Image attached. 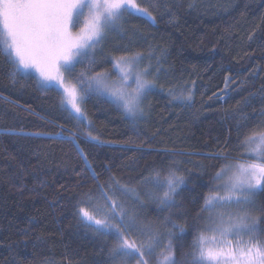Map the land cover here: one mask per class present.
Here are the masks:
<instances>
[{"label": "trees", "instance_id": "1", "mask_svg": "<svg viewBox=\"0 0 264 264\" xmlns=\"http://www.w3.org/2000/svg\"><path fill=\"white\" fill-rule=\"evenodd\" d=\"M148 3L156 23L126 16L125 31L110 33L100 46L108 59L97 67L111 68L108 54L123 55L125 46L129 53H144L141 67L151 64L157 87L135 120L103 97L89 96L85 128L60 106V94L41 89L32 78L13 80L0 44V264H111V240L73 215L75 193L93 185L88 165L101 181L114 175L138 186L141 176L173 162L188 178L177 197L181 207L172 210L186 215L190 225L173 238L174 245L183 243L176 250L179 260L204 225L191 218L204 197L214 194L209 189L220 180L212 177L222 165L244 158L240 141L264 120L255 116L238 138L241 112L258 110L264 98V0H147L143 6ZM81 68L78 64L76 71ZM189 89L191 101L169 95ZM58 132L75 135V143ZM225 148L227 159L209 158ZM262 205L264 192H258L255 206ZM145 214L155 219L164 213L146 201ZM161 233L152 264L169 239Z\"/></svg>", "mask_w": 264, "mask_h": 264}, {"label": "snow or ice", "instance_id": "2", "mask_svg": "<svg viewBox=\"0 0 264 264\" xmlns=\"http://www.w3.org/2000/svg\"><path fill=\"white\" fill-rule=\"evenodd\" d=\"M144 3L147 0H0V26L5 33L3 54L10 65L11 78H32L41 89L60 94V106L70 109L73 118L85 128L89 125L83 104L89 96L103 97L129 116H143L144 101L157 87L156 76L147 78L151 64L140 67L144 53H129L125 46L123 55L108 54L111 68L97 67L108 59L101 56L100 46L110 33L120 35L125 31L126 16L156 23L149 11L152 5L145 7ZM81 17L85 18L84 26L73 32ZM97 56H101L100 61ZM78 64L82 66L79 72ZM159 71L157 68V74ZM169 95L174 100L192 99L190 89L179 95L169 90ZM244 104L251 106V100L245 99ZM261 105L258 110L252 108L251 113L241 112L236 121L238 138L255 116L264 117V98ZM86 135L97 139L91 132ZM56 136L75 143V135L64 137L58 132ZM240 146L252 162L224 164L216 171L213 180H221L229 171L231 175L223 184L210 188L214 194L206 195L195 211L193 223L203 220L204 225L193 237L190 251L181 252L179 260L176 250L183 248V243L178 240L174 245L173 238L182 236L190 225L186 215L172 211L181 207L177 197L188 185L187 176L175 162L153 168L148 176L140 177L138 186L121 183L114 175L101 181L88 165L93 185L75 193L73 215L94 234L111 240L107 247L111 264H152L161 243V229L169 239L156 264H264V205L255 206L256 194L264 192V120L240 141ZM79 152L83 156V150ZM209 158L227 159L226 148ZM84 160L87 163L86 156ZM146 201L154 202L163 216L149 219ZM203 213H208L207 217ZM182 218L184 222L180 223ZM21 234L27 235L23 230Z\"/></svg>", "mask_w": 264, "mask_h": 264}, {"label": "rangeland", "instance_id": "3", "mask_svg": "<svg viewBox=\"0 0 264 264\" xmlns=\"http://www.w3.org/2000/svg\"><path fill=\"white\" fill-rule=\"evenodd\" d=\"M84 20H85V18H84V17H81V19H80V23H79L75 28L72 29L73 32H78V31L80 30V28H82V27L84 26ZM4 39H5V33H4V30H3L2 26H0V44H1L2 49H3V40H4ZM140 67H141V64H140ZM141 68H142V67H141ZM111 78L114 79L115 76H114V77H111ZM147 78H148L149 80L153 79L152 77H150V75H148ZM120 109H121V108H120ZM121 110H122V109H121ZM68 111H69L70 114H72L70 109H69ZM122 111H123V110H122ZM123 113H124V112H123ZM72 115H73V114H72ZM124 115H125L127 118L132 119V120H135V119H137V118L140 117V116L132 117V116H129V115L125 114V113H124ZM238 162H239V163H250V162H252L251 159H250V157H249V155L247 154L246 150L244 151V158H241V159L235 161V163H238ZM235 163H233V164H235ZM229 175H231V171L225 173V175H224V176L221 178V180L218 182V185H219V184H223V183L227 180V178H228ZM220 194H221V195L224 194L222 190H221ZM207 235H208L209 237H211V236H212V233L209 232V233H207ZM217 239L219 240V237H217ZM229 239H232V238L229 237ZM244 239H247V237H244ZM208 243L211 245L213 242L211 241V239H209Z\"/></svg>", "mask_w": 264, "mask_h": 264}]
</instances>
